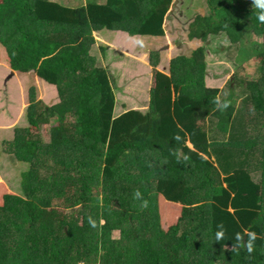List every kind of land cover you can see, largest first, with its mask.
<instances>
[{
	"label": "trees",
	"instance_id": "16d2710c",
	"mask_svg": "<svg viewBox=\"0 0 264 264\" xmlns=\"http://www.w3.org/2000/svg\"><path fill=\"white\" fill-rule=\"evenodd\" d=\"M173 1L0 3L12 68L56 85L61 98L49 107L32 89L30 126L4 144L10 162L29 169L22 193L0 203V264H264V23L253 0H204L189 36L224 33L238 61H257L255 78L240 75V65L223 88L207 87L197 48L156 72L147 113L116 115L117 81L95 33L164 37ZM151 64L158 69L160 52ZM225 91L230 106L221 112L213 99ZM43 125H51L49 143ZM161 195L182 206L170 233ZM245 229L258 237L251 253L233 248Z\"/></svg>",
	"mask_w": 264,
	"mask_h": 264
},
{
	"label": "rangeland",
	"instance_id": "374dc122",
	"mask_svg": "<svg viewBox=\"0 0 264 264\" xmlns=\"http://www.w3.org/2000/svg\"><path fill=\"white\" fill-rule=\"evenodd\" d=\"M3 0H0L2 3ZM204 11V0H174L170 12L165 20L166 36L170 40L168 47L165 44L163 37L153 36H131L123 32L124 36L115 31H107L105 33L113 41L126 48L133 49L135 57L130 58L126 55L123 58H115V53L110 51V56L107 58V64L112 68L117 81V108L118 112H124L122 104L129 103L130 106H143L142 102H148L151 98L150 89L154 85V78L157 71L168 72L170 60L178 56H190L191 53L201 48L206 55V68L210 78L211 88L221 89L226 84L227 80L231 79L232 74L242 65L243 70L240 75H245L249 79L255 78L257 61L252 58L245 61H238L237 53L229 51L230 42L224 33L218 35H208L206 41L190 38V25L195 20L196 16H202ZM1 44V43H0ZM2 50L7 54L6 48L1 45ZM125 49V50H126ZM160 52L162 54V65L155 69L151 64V53ZM207 53V54H206ZM228 55L234 56V61L228 59ZM8 56V55H7ZM105 56V55H104ZM104 60V57H103ZM7 57L3 54L0 57V113L7 112L9 115L17 117L21 115V101L23 98V87L21 80L18 77L11 76V73L2 66L7 64ZM9 62V61H8ZM4 63V64H3ZM112 63L115 65L113 66ZM105 65V60H104ZM116 66V68H114ZM21 74V79L25 80V101L31 103V88H38L39 94L46 93V88L43 81L36 73L31 76ZM39 79V83L37 80ZM45 83V82H44ZM47 84V83H46ZM41 96V95H40ZM9 100V101H8ZM7 103V105H6ZM10 104V105H9ZM6 109V110H5ZM22 125H25L28 119V109L23 110ZM70 120V116L66 121ZM21 124V123H20ZM45 142L51 140V131L49 126L43 125L40 129ZM2 146L0 145V150ZM25 167L20 166L17 171L14 169L6 170V173L1 174L3 179L7 181V185L11 184L14 194L20 192L21 173ZM254 179L259 181V177ZM4 186H0V198L4 192ZM7 190V188H6ZM0 199V203H1ZM159 211L161 215V224L163 231L170 233L173 227L178 225L181 219V207L179 204L168 201L164 196L159 197Z\"/></svg>",
	"mask_w": 264,
	"mask_h": 264
},
{
	"label": "crops",
	"instance_id": "0c3cea01",
	"mask_svg": "<svg viewBox=\"0 0 264 264\" xmlns=\"http://www.w3.org/2000/svg\"><path fill=\"white\" fill-rule=\"evenodd\" d=\"M51 2L53 3H58L62 6H65V7H73V8H78V7H84L87 5V2L88 0H50ZM115 32H118L121 34V36H124L123 35V32L124 31H115ZM126 33V32H125ZM128 34V33H127ZM96 35V38L98 40V44L99 45H104L107 47V51H106V54L104 56V60H105V66L108 68V70L110 71V73L114 76L115 78V75L113 73V70L112 68L107 64V58L110 56V51L114 52L115 55L114 57L115 58H123L124 55H126L127 57H130V58H133L135 57V54H134V50L133 49H126L120 45H118L116 42H115V39H113V41L110 39V37L105 33V30L104 31H98L95 33ZM130 35V34H129ZM164 41H165V44L166 46L168 47V45L170 44V40L167 38V36L165 35L164 37ZM1 43V42H0ZM2 43L0 44V57L5 54L8 61H7V64H5L4 68H6L8 70L9 73H11V76L13 77H18L22 84L24 85V89H23V98H22V101H21V106L24 105L21 109V115L23 114V110L24 112H26V110L28 109V107L30 106V103L28 104L26 101H25V98H24V95H25V90L28 86H26V83H25V80L21 79L20 75L21 74H27L28 76L26 77H29L31 76L34 72H30V73H22V72H19V71H15L12 66H11V62H10V58H9V55H8V52L6 54V52L4 50H2ZM126 49V50H125ZM7 51V49H6ZM207 54V53H206ZM8 55V56H7ZM161 58H162V54H161ZM175 59V58H172V60ZM228 59L230 60L229 56H228ZM172 60H170V64L172 62ZM204 60H205V71H206V78H205V82H206V86L211 88V83H210V78H209V75L207 73V68H206V62H207V59H206V55L204 54ZM162 61L163 59H161V64L160 66L162 65ZM234 61V60H233ZM4 64V63H3ZM112 65L114 66L115 64L112 63ZM1 66V65H0ZM159 66V67H160ZM158 67V68H159ZM116 68V66L114 67ZM117 69V68H116ZM168 72L166 73H169L170 71V66L169 68L167 69ZM40 81H43V80H40ZM39 79L37 80V83L40 82ZM45 82V83H44ZM47 83V84H46ZM40 84V83H39ZM41 84H44L45 88L47 89L46 90V93L44 92L39 94V91H38V88H36V92H37V98L38 100H42L47 106L49 107H52V106H55L57 105L60 101H61V98H60V93H59V90H58V87L56 85H52L46 81H43ZM118 86V85H117ZM32 89H35V88H31ZM152 89V88H151ZM151 89H150V94H151ZM117 90V89H116ZM41 95V96H40ZM151 100V98H150ZM150 100H149V103L147 102H142V104H144L143 106H140V105H137L139 107H136L134 105L130 106L129 103L127 104H122L121 107H122V111L123 109H127L126 111L124 112H118L119 114H116L117 116L119 115H122L130 110H140L144 113H147L149 110H150ZM9 101V100H8ZM7 105V103H6ZM10 105V104H9ZM6 110V109H5ZM2 112V111H0ZM4 113H0V145L2 146L1 150H0V186H4V192L3 194L1 195V201H2V198L3 196H5L6 194H14V192H12L11 188V184H8L7 185V181H5L2 177L1 174H4L6 173V170H10V169H14L17 171V169L20 167V166H24L25 168L23 169L22 173L26 170L29 169V164L28 163H25V162H20L18 165H13L11 162H10V159H9V156L8 154L5 152V149H4V144L5 142L7 141H12L14 138H15V132H16V129L18 128H27L30 126V122H29V119H27L25 125H22V116L19 115L17 117L16 116H13V115H9L7 112L3 111ZM70 116V115H66V116H63L62 117V120L63 121H66V118ZM68 121V120H67ZM21 123V124H20ZM45 126H49L50 127V131H51V125H45ZM51 142V140L49 141ZM48 142V143H49ZM188 145L191 147V144L188 143ZM22 173H21V183H22ZM21 183H20V192H18L17 194H21L22 191H21ZM7 188V190H6ZM16 194V193H15ZM174 203V202H173ZM178 204V203H177ZM178 206L181 207L182 209V206L179 204ZM182 211V210H181Z\"/></svg>",
	"mask_w": 264,
	"mask_h": 264
},
{
	"label": "clouds",
	"instance_id": "9594fccd",
	"mask_svg": "<svg viewBox=\"0 0 264 264\" xmlns=\"http://www.w3.org/2000/svg\"><path fill=\"white\" fill-rule=\"evenodd\" d=\"M253 6L260 10L259 15H258V19L260 22L264 23V0H253ZM227 95H228V93L225 91V92H222L221 94H218L213 99V103L216 105V110L223 112L224 110H226L230 106V101H228L226 99H222V96L227 97ZM174 154H176V153H174ZM183 159L186 161L189 159V157L184 156ZM178 162H179V158H178ZM134 197L137 200H142V194L139 192V190H137L135 192ZM141 207L147 208L148 207V201L142 200ZM90 223L92 224L93 227L96 226L95 221H92L91 219H90ZM218 227L221 230L217 231L216 240L221 241L224 239V236H225L224 226H223V224H220ZM244 235L248 236V240H247L246 244L243 243ZM257 238L258 237H257V234L255 232H251V231L245 229L244 234L237 233V235H236L237 243L233 245V248L236 249V248L241 247V246H246L247 251L249 253H251L254 250L253 242Z\"/></svg>",
	"mask_w": 264,
	"mask_h": 264
},
{
	"label": "built area",
	"instance_id": "2783aa9c",
	"mask_svg": "<svg viewBox=\"0 0 264 264\" xmlns=\"http://www.w3.org/2000/svg\"><path fill=\"white\" fill-rule=\"evenodd\" d=\"M81 264H83V263H81Z\"/></svg>",
	"mask_w": 264,
	"mask_h": 264
}]
</instances>
